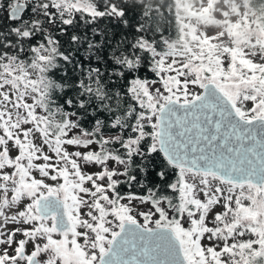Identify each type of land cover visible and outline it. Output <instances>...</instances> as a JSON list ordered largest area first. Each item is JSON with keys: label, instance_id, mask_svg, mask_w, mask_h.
Returning <instances> with one entry per match:
<instances>
[{"label": "snow or ice", "instance_id": "1", "mask_svg": "<svg viewBox=\"0 0 264 264\" xmlns=\"http://www.w3.org/2000/svg\"><path fill=\"white\" fill-rule=\"evenodd\" d=\"M0 13V264H264V0Z\"/></svg>", "mask_w": 264, "mask_h": 264}, {"label": "trees", "instance_id": "2", "mask_svg": "<svg viewBox=\"0 0 264 264\" xmlns=\"http://www.w3.org/2000/svg\"><path fill=\"white\" fill-rule=\"evenodd\" d=\"M149 3L152 4V5H166L168 3V0H149ZM164 11L167 12V7L164 8ZM4 13H0V16H3ZM154 20V23L156 21H160V15L159 13L153 18ZM0 23H7V20L4 19V20H0ZM161 26H167V21H161ZM99 27L102 31H107L108 34L111 36L112 34H115L113 36V39H116V38H119L120 36L124 35L126 31H130V30H126V29H123L121 26L119 25H116L115 23H110L109 21L107 20H104V21H100L99 22ZM170 31L172 32V34L174 35L175 34V29L174 27L172 29H170ZM153 74L148 72V71H142L141 72V76H144V77H151ZM159 170V169H157ZM150 186L151 185H154L155 183H158L159 180H158V177L155 176V172H152L149 177H148V180L146 181ZM135 191L138 193V194H144L145 190L144 189H140L139 187H137L135 189Z\"/></svg>", "mask_w": 264, "mask_h": 264}, {"label": "rangeland", "instance_id": "3", "mask_svg": "<svg viewBox=\"0 0 264 264\" xmlns=\"http://www.w3.org/2000/svg\"><path fill=\"white\" fill-rule=\"evenodd\" d=\"M88 170H89V171H92V170H95V169L89 167ZM135 204H136V207H137V210H138V211H139V210H146V209H147V205H140L138 201H136Z\"/></svg>", "mask_w": 264, "mask_h": 264}]
</instances>
